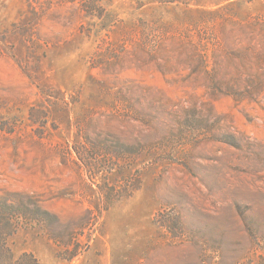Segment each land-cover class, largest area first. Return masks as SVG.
Instances as JSON below:
<instances>
[{
    "label": "rangeland",
    "instance_id": "obj_1",
    "mask_svg": "<svg viewBox=\"0 0 264 264\" xmlns=\"http://www.w3.org/2000/svg\"><path fill=\"white\" fill-rule=\"evenodd\" d=\"M0 196L41 264H264V0H0Z\"/></svg>",
    "mask_w": 264,
    "mask_h": 264
},
{
    "label": "trees",
    "instance_id": "obj_2",
    "mask_svg": "<svg viewBox=\"0 0 264 264\" xmlns=\"http://www.w3.org/2000/svg\"><path fill=\"white\" fill-rule=\"evenodd\" d=\"M15 203L7 196H0V264H41L31 252L24 251L15 256L7 244V236L14 231L17 218H34L22 202L19 201L17 207H14Z\"/></svg>",
    "mask_w": 264,
    "mask_h": 264
}]
</instances>
